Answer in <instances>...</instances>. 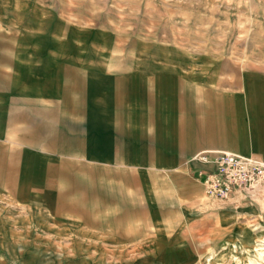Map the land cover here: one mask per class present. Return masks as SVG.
<instances>
[{
  "label": "rangeland",
  "instance_id": "374dc122",
  "mask_svg": "<svg viewBox=\"0 0 264 264\" xmlns=\"http://www.w3.org/2000/svg\"><path fill=\"white\" fill-rule=\"evenodd\" d=\"M1 15H24L25 24L12 26L42 34L19 47L47 45L51 31L60 46L72 28L74 48H89L92 62L132 70L169 62L187 81L200 74L203 89L240 97L231 113L219 105V125L233 120L235 143L246 151L238 154L263 160L252 151L263 118L259 89L244 83L264 76V0H0ZM226 59L230 69L221 68ZM232 75L233 88L217 85ZM223 141L216 147L232 149ZM114 184L89 207L73 198L80 194L61 193L65 200L50 205L0 184V264H264V185L218 198L201 187L184 193L171 178L169 193L155 183V192L133 199V189Z\"/></svg>",
  "mask_w": 264,
  "mask_h": 264
},
{
  "label": "crops",
  "instance_id": "0c3cea01",
  "mask_svg": "<svg viewBox=\"0 0 264 264\" xmlns=\"http://www.w3.org/2000/svg\"><path fill=\"white\" fill-rule=\"evenodd\" d=\"M25 23L24 15L18 20L0 17L3 187L9 184L19 196L50 205L65 200L61 193L80 194L73 198L88 200V207L92 200L105 198L109 180L116 191L133 189V199L137 192H155V183L169 193L171 178L183 192L192 186L203 193L201 182L192 176L195 153L246 152L244 142L235 143L233 120L224 129L219 125V105L231 113L239 96L203 89L200 74H189L187 81L169 62L133 65V70L92 62L89 48H74L72 28L61 32L60 46L51 31L44 35L47 45L19 47V40L42 36L12 26ZM223 66L233 67L227 59ZM216 82L233 88L234 75ZM244 85L259 89L263 118L252 151L264 159V76ZM203 100L212 107L204 108ZM223 138L232 149L216 147ZM127 175L133 176V186Z\"/></svg>",
  "mask_w": 264,
  "mask_h": 264
},
{
  "label": "built area",
  "instance_id": "2783aa9c",
  "mask_svg": "<svg viewBox=\"0 0 264 264\" xmlns=\"http://www.w3.org/2000/svg\"><path fill=\"white\" fill-rule=\"evenodd\" d=\"M190 160L196 163L192 176L201 182L206 197L247 194L255 186L264 185V159L220 150L200 151Z\"/></svg>",
  "mask_w": 264,
  "mask_h": 264
}]
</instances>
